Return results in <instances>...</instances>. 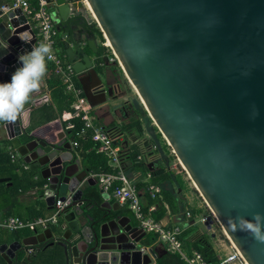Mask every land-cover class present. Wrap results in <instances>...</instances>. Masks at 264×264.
<instances>
[{
    "label": "water",
    "instance_id": "1",
    "mask_svg": "<svg viewBox=\"0 0 264 264\" xmlns=\"http://www.w3.org/2000/svg\"><path fill=\"white\" fill-rule=\"evenodd\" d=\"M49 3L62 50L91 108L111 117V129L129 143L128 129L118 125L130 117L128 92L121 91L123 73L224 234L248 264H264V243L240 231L237 219L252 221L256 213L264 214V0ZM1 6L0 43L8 47H0V83H6L22 67L18 57L32 50L36 34L20 7L5 12ZM102 32L111 44L104 53ZM109 51L120 71L113 68L117 63ZM26 125L23 118L5 123L20 154L46 181L49 208L71 192L74 203L62 213L68 225L62 235L49 228L3 244L10 264L23 246L43 243L61 246L67 264H166L156 246L143 252L146 232L118 202L102 191L101 202L90 196L85 183L97 181L86 180L89 170L70 153L60 121L32 132Z\"/></svg>",
    "mask_w": 264,
    "mask_h": 264
},
{
    "label": "built area",
    "instance_id": "2",
    "mask_svg": "<svg viewBox=\"0 0 264 264\" xmlns=\"http://www.w3.org/2000/svg\"><path fill=\"white\" fill-rule=\"evenodd\" d=\"M49 4V0H13L10 4L1 6V9L7 12L11 9L20 7L27 17V23L30 24L31 28L35 31L36 44L47 42L52 45L54 59L48 62L55 66L57 73L61 76L66 92L73 98V115L82 118L84 121V127L77 133V135L80 138L92 140L95 145L91 150H96L97 152L105 154L108 158L109 165L112 168L111 172L90 171L88 172L86 180L88 178H94L100 184L101 191L109 195V200H115L121 205H126L137 219L139 228L146 233L156 234L157 241L165 244L169 251L178 253L186 264H209L199 250H188L185 247L183 241L180 239V235L183 231L182 226H168L161 220L156 219L153 216V212L156 210L155 202L148 208L143 205L140 194L141 190L138 186L139 179L125 172L121 167V151L123 149L122 143H124V137L116 133L114 130H107L101 123L97 122L92 117V108L88 104L82 87L78 86L76 83V72L72 64L68 61L66 54H60L58 48L60 34L56 28V23L52 17ZM85 4L87 10L92 14L86 1ZM94 22L97 24V28L102 31L95 18ZM102 38V45L110 48L104 32H102ZM109 58L111 62L117 63L116 66L119 70L122 69L118 58L113 51L110 52ZM74 127L75 124L72 122H69L66 125L67 130L73 129ZM162 136L169 152L175 156L168 140L164 135ZM79 144L78 139L72 141V147L75 149L78 148ZM156 148L157 145H154L153 149ZM8 153L12 163L17 164L26 170L30 168V164L22 159L18 150L14 146L8 147ZM76 155L79 157V152H76ZM139 159L142 160L144 157L139 156ZM152 179L153 172L149 170L147 171L145 178L147 181L146 191L149 193L151 199L162 200L163 187L160 184L153 182ZM47 186L48 185L45 184L44 189ZM30 192L34 194L37 192V189H32ZM74 194L75 192L68 193L64 199L57 197L54 208L50 214L39 216L33 220H24L14 215H4L0 209V233L3 230L16 231L25 228H28L35 233H40L41 230L45 231L52 228V226L65 230L67 225L62 221V213L65 209L73 205ZM41 198L47 199L45 195H42ZM204 206H206L207 211L200 214L201 219L199 221L204 225L209 234L216 237V228H222L221 224L206 202ZM186 217L188 219H193V224H197L196 219L198 215L194 214L191 210L186 211ZM220 246V248H217V245H214L220 264H248L241 252L231 241L224 250L222 247L225 246V243H221ZM150 247L151 246H143V252L147 251ZM228 248L230 249L229 251H227ZM33 251L32 248H28L27 255L33 253Z\"/></svg>",
    "mask_w": 264,
    "mask_h": 264
},
{
    "label": "trees",
    "instance_id": "3",
    "mask_svg": "<svg viewBox=\"0 0 264 264\" xmlns=\"http://www.w3.org/2000/svg\"><path fill=\"white\" fill-rule=\"evenodd\" d=\"M94 27L97 28L96 23H94ZM106 48V46L102 45L103 53L106 52ZM60 54L64 55L65 53L64 51H60ZM47 68L48 71L46 79L47 85L51 90L52 100L49 104L43 107L42 111L51 113L49 120L60 118L63 120L65 125L69 122L75 124V127L69 131L71 132L73 139H79L80 141L79 151L82 155L83 165L86 169L94 172H111L112 168L108 164V158L103 153L97 152L96 150H90L93 147L94 142L86 141L78 137L77 133L83 128L84 121L82 118L73 115V98L66 92L62 79L57 73L55 66L50 63L47 64ZM76 82L77 85L81 87L79 81L76 80ZM136 103L138 105V109L135 107L136 110L133 112L135 116L131 119L129 124L125 125V128L129 130L134 129L138 136L136 141L132 144H130V142L128 144L122 143L123 149L121 151V167L128 174H133V172H147L149 170L153 172L152 181L163 187L165 200L150 199L151 197L149 193H147L150 197V203L155 202L156 204V219L161 220L167 211L164 201H166L173 213H180L186 210L187 204L183 201L182 192H179V189L175 187L176 182L181 189L183 188V184L179 179H177L173 170L170 169V163L166 162L167 165L162 164V162H165L162 157V153L166 151L167 145L165 143H160V137L162 134L159 132L158 128L152 124V120L144 106L141 104L139 98H136ZM143 119H145L146 123L148 122L149 124L146 128L147 131L151 133L150 137L145 134ZM2 123L3 122H0V125ZM104 127L107 130H112L111 126ZM12 142L13 141L11 140L0 141V209L5 212L4 215L15 214L20 216V218L22 217V219L27 218V220H33L38 216L43 215L44 206L43 202L39 200V197L43 195L46 181L42 178L39 169L35 164L31 163L29 170H22V172L17 171L18 168L11 162L9 155L5 151V147ZM154 145H157L156 149H153ZM139 156H143L144 159H139ZM151 161L154 162L153 167H150ZM8 177L11 178V185L9 184L10 182L2 181L3 178ZM145 185L147 186L146 183L138 182L139 188H143ZM32 189H37L36 197H33L35 205L33 208L27 209L34 210V213L19 212L17 210L19 209V195H21V192H29ZM91 189L88 190L90 194L99 195L100 186H96ZM179 200L181 202H179ZM191 211L196 214L195 211ZM29 232L31 231L26 228L16 231L3 230L0 235V246L6 243L9 244L12 241H21ZM180 239L183 241L188 250H199L209 264H220V260L209 234L200 229L197 225L193 224L192 221L183 226ZM156 241V234L147 233L148 244H152ZM46 245L47 243H43L40 245L26 246L25 248H22L18 251L17 258L14 260L13 264H30L33 260V255L40 253ZM28 248H32L34 250L31 255H26V250ZM0 262L2 264H9V262L2 257L1 252ZM162 263L186 264L178 253L170 251H167L164 254Z\"/></svg>",
    "mask_w": 264,
    "mask_h": 264
},
{
    "label": "crops",
    "instance_id": "4",
    "mask_svg": "<svg viewBox=\"0 0 264 264\" xmlns=\"http://www.w3.org/2000/svg\"><path fill=\"white\" fill-rule=\"evenodd\" d=\"M13 0H0V5H8L12 2ZM88 11V10H87ZM89 12V11H88ZM89 14H91L89 12ZM85 27H87L86 24H84ZM58 48L61 52H63L62 50V46H61V41L59 40L58 42ZM65 53V52H64ZM68 59V57H67ZM69 61V60H68ZM48 64H50V62H48ZM52 64V63H51ZM61 77V76H60ZM47 75L45 77V80H44V83L40 89L39 92H36V93H33L32 97L30 98V101L25 105V111L23 113V125H28V132H32V131H36L37 129L39 128H42L46 125H49V124H52L53 122L55 121H60L61 124H62V127H63V131L66 132L67 134L70 135V140H71V145H72V141L76 140V139H73L72 136H71V132L69 130L66 129V125L64 124L63 120L58 118V119H50V114L51 113H47L45 111H42L43 107L47 104H49L52 100V97H51V90L49 89L48 85H47ZM75 80H78L77 79V75H76V79ZM77 83V82H76ZM130 94V93H129ZM128 94L127 98L130 99L131 96ZM131 100V99H130ZM132 102V100H131ZM133 105V104H132ZM132 105H126L127 106V109H128V112H129V116L128 118H126L125 120H122L120 123H118L119 126H122L123 128L125 127L126 124H129L131 122V119L135 116V114H133V112L136 110H134V106ZM57 110V109H56ZM92 117L99 123H101L102 125L104 126H111V128L115 125L114 123H112V119L111 117H105V114L102 113V112H98V111H94V109L92 108ZM26 125V126H27ZM143 126H144V129H145V134L146 136L150 137L151 136V133L149 131H147V128H145V125L143 123ZM84 127V126H83ZM129 132L128 133V138H129V142L130 144H132L133 142L136 141L137 139V132L134 130V129H131V130H127ZM149 134V135H148ZM22 139L24 140L25 137H24V134L21 136ZM24 137V138H23ZM79 137V136H78ZM80 138V137H79ZM80 139H83V138H80ZM4 140H11L13 141L12 143L8 144L6 147H5V151L7 152V154L9 155L8 153V147L9 146H14L19 154H20V151L18 149V141L16 139H10L9 136H8V133H7V130H6V127H5V123L3 122L1 125H0V141H4ZM79 140V139H78ZM86 140V139H84ZM86 141H92V140H86ZM93 142V141H92ZM80 143V141H79ZM160 143H164V139H163V136L160 137ZM95 145V143H94ZM93 145V146H94ZM80 146V144H79ZM79 146L77 149L73 148V153L74 155L76 156L75 158L76 159H79L82 163V166H83V169H84V165H83V161H82V155L79 151ZM91 150V149H90ZM76 152H79L80 156L78 157L76 155ZM89 152V151H88ZM165 155L169 156L170 155V159L173 158L174 159V156L168 152V148L166 149L165 151ZM105 155V154H104ZM173 157H172V156ZM20 156L22 157L23 160H25L24 156H22L20 154ZM106 156V155H105ZM107 157V156H106ZM11 160V159H10ZM26 161V160H25ZM172 159L170 160V162H167V163H170L171 164V170H173V172L175 173L177 179H179L182 184H183V187L185 186V183L188 181V178H186L185 176L182 175V173L180 171L177 170L176 166L172 164ZM27 162V161H26ZM152 163V161H151ZM154 163V162H153ZM166 163V165H167ZM14 164V163H13ZM31 164V163H29ZM33 164V163H32ZM109 164V162H108ZM18 169L17 171L19 172H22V170H26V169H23L21 168L19 165L17 164H14ZM31 166V165H30ZM110 166V165H109ZM111 167V166H110ZM30 169V168H29ZM27 169V170H29ZM90 172V171H89ZM146 173L145 171L143 172H133V174H130L136 178L139 179V182L141 183H146L147 184V181L145 180L146 178ZM189 177V176H188ZM10 178V177H8ZM190 179V178H189ZM4 182H10L9 184L11 185V178L8 179L7 181H4ZM188 184L193 187L195 190V186L191 183H189L188 181ZM96 186H100V184L97 182V184L95 186H91L90 184H88L87 182L85 183V187L87 190L91 189V188H94ZM146 186V185H145ZM143 187V188H139L141 191H140V194H141V201L143 203V205H145L146 208H148L152 203H150V197L146 191V187ZM175 187L179 189V192H182V198H183V201L186 202L187 204V207H186V210L183 211V212H180V213H173L171 212L169 206L167 205L166 201L165 202V206L167 208V211L165 213V215L163 216V218H161V221L168 225V226H184L186 223L192 221L193 223V219H188L186 217V211L187 210H193L195 211L196 215H200L204 212L207 211V208L205 205V200L202 198H198L197 196H194V198H191L192 201L190 200V198H187V193H185L183 191V188L181 189L178 185V183L176 182L175 183ZM92 190V189H91ZM100 191H101V186H100ZM99 191V195H94V194H90L91 197H93L94 199L98 200L99 202L103 201V199L101 198V192ZM33 197H36V193H32V192H24L22 193L21 192V195H19V209H17L19 212L21 211L22 213L25 212V213H29L31 212V214L34 213V210H29L27 208H33L35 203H34V198ZM150 198V199H149ZM39 200L41 202H43V206H44V209H43V215L41 216H44V215H47V214H50L52 212V209L49 208V204L47 202L46 199H42L41 197H39ZM162 200H165L164 199V194H163V199ZM112 203L116 202L115 200H110ZM179 202H181L179 200ZM120 206L122 207L121 209V212L124 214V215H128L132 218L133 222L135 223L136 226L139 227L138 225V221L137 219L135 218L134 214L132 213V211L126 206V205H121ZM2 211V210H1ZM156 210H154L153 212V216L155 217L156 213L155 212ZM3 214H5L4 211H2ZM33 212V213H32ZM14 216H18V215H15ZM20 217V216H18ZM39 217V216H38ZM22 218V217H21ZM156 218V217H155ZM25 220H27V218H23ZM62 221L65 222V220L62 219ZM63 222V223H64ZM66 223V222H65ZM67 225V223H66ZM196 225V224H195ZM68 226V225H67ZM68 228V227H67ZM61 229V228H58L56 226H52V229L54 230V234H57V235H62L66 230ZM28 229V228H26ZM201 229V228H200ZM30 230V229H29ZM203 231L207 232L204 229H202ZM31 232H29L24 238H26L27 236H31V235H35L36 233L32 230H30ZM46 231V230H45ZM45 231H40L41 232H45ZM1 235V233H0ZM213 237V236H212ZM23 238V239H24ZM23 239L19 242H22ZM215 239L212 240V243L215 245L216 241H214ZM17 242V241H15ZM14 243L13 241L10 242L8 245ZM143 246H156L157 250H158V253H160L161 255H163L164 257V254L166 253L165 251H169L167 246L165 244H163L162 242H154L152 244H148L147 243V233L145 235V237L143 238ZM224 244V242H222ZM45 244V243H44ZM40 245V244H38ZM2 246V245H1ZM0 246V247H1ZM29 246H34V245H29ZM26 246H23L22 248H25ZM21 248V249H22ZM19 249V250H21ZM230 249L228 248L227 251H229ZM0 252H1V249H0ZM171 252V251H170ZM2 254V252H1ZM17 254H18V251H17ZM26 255H27V250H26ZM31 255V254H30ZM3 257V255H2ZM4 258V257H3ZM17 258V255L16 257L12 260V264L14 262V260ZM5 259V258H4ZM6 260V259H5ZM8 261V260H6ZM9 262V261H8ZM0 264H2L0 262ZM10 264V263H9ZM20 264H23V263H20ZM30 264H67V261H66V257H65V254H64V250L62 249L61 246H58V245H47L43 248V250L40 252V253H36L33 255V260L31 261Z\"/></svg>",
    "mask_w": 264,
    "mask_h": 264
},
{
    "label": "clouds",
    "instance_id": "5",
    "mask_svg": "<svg viewBox=\"0 0 264 264\" xmlns=\"http://www.w3.org/2000/svg\"><path fill=\"white\" fill-rule=\"evenodd\" d=\"M20 38L31 42L24 35H20ZM0 47L7 48L8 44L0 43ZM53 51L50 43L41 42L34 44L31 51L19 55L22 67L12 74L10 82L0 83V122L15 124L22 119L25 105L44 83L48 61L54 59ZM237 219L240 231L249 232L256 240L264 243V214L256 213L252 221L243 217ZM230 223L232 229L237 230V224Z\"/></svg>",
    "mask_w": 264,
    "mask_h": 264
},
{
    "label": "rangeland",
    "instance_id": "6",
    "mask_svg": "<svg viewBox=\"0 0 264 264\" xmlns=\"http://www.w3.org/2000/svg\"><path fill=\"white\" fill-rule=\"evenodd\" d=\"M128 82V81H127ZM129 84V83H128ZM129 89H127V91H129V95L131 96V98H132V103H133V105H134V107H136V109H138V105H137V103H136V98H138V95H137V92L132 88V86L130 85V87H128ZM141 101V100H140ZM141 104H142V102H141ZM94 111L96 112V110L94 109ZM143 122H144V125H145V128L149 125L148 124V122L146 123V120L145 119H143ZM153 124V123H152ZM152 131V130H151ZM149 135V134H148ZM166 153L165 152H163L162 153V157L164 158V161L165 162H162V164H166V162H169L171 159H172V164L173 165H175L176 166V168H177V170L178 171H180L181 173H182V175L183 176H185L186 178H188V181H189V183L191 184L192 182H191V180L189 179V177H188V175H187V173H186V171L184 170V168L182 167V165L179 163V161H178V159H177V157L176 156H174V159L173 158H169L170 157V155L169 156H167V155H165ZM172 156V155H171ZM173 157V156H172ZM188 181L185 183V186L183 187V191L185 192V193H187V198H190V200L192 201V199L191 198H194V196H197L198 198H201V195H200V193L197 191V190H195L193 187H191L189 184H188ZM193 185H194V183H192ZM205 213V212H204ZM201 219V215H198V217H197V226L199 227V228H201V229H204L205 227H204V225L199 221ZM217 230H216V237H212V234H209L208 233V231H207V233L209 234V236H210V238L212 239H215L214 241H216V245H217V248H220L221 246H220V244L222 243V242H224L225 243V246L224 247H222V249L224 250V248H226V246L227 245H229L230 244V240L227 238V236L223 233V231H222V228H219V227H217L216 228ZM223 252H225V251H223Z\"/></svg>",
    "mask_w": 264,
    "mask_h": 264
},
{
    "label": "flooded vegetation",
    "instance_id": "7",
    "mask_svg": "<svg viewBox=\"0 0 264 264\" xmlns=\"http://www.w3.org/2000/svg\"><path fill=\"white\" fill-rule=\"evenodd\" d=\"M93 24H94V22H93ZM84 46H86V45H84ZM109 55H110V52L108 53V56ZM113 68L116 69L117 71H120L116 65L113 66ZM120 83H121V86H122L121 87V91L122 92H126L127 89H128V84H127V81H126L123 73L121 74V77H120ZM127 92L129 93V91H127ZM130 99L132 100V98H130ZM130 99H128L127 105H129V104L132 105L133 104ZM132 106H134V105H132ZM134 110H135V107H134ZM63 138H64V140H66L65 143L67 142V144H69V146H71L70 153H72L73 157H75V155L73 153L72 145H71L70 135L65 132V136Z\"/></svg>",
    "mask_w": 264,
    "mask_h": 264
},
{
    "label": "bare ground",
    "instance_id": "8",
    "mask_svg": "<svg viewBox=\"0 0 264 264\" xmlns=\"http://www.w3.org/2000/svg\"><path fill=\"white\" fill-rule=\"evenodd\" d=\"M108 45L111 46L110 41H108ZM132 88L137 92L136 88L131 84ZM138 94V92H137Z\"/></svg>",
    "mask_w": 264,
    "mask_h": 264
}]
</instances>
